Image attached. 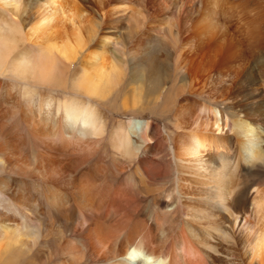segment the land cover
Returning a JSON list of instances; mask_svg holds the SVG:
<instances>
[{
	"label": "bare ground",
	"instance_id": "1",
	"mask_svg": "<svg viewBox=\"0 0 264 264\" xmlns=\"http://www.w3.org/2000/svg\"><path fill=\"white\" fill-rule=\"evenodd\" d=\"M42 1L55 13L31 20V0H0V264H264V187L244 173L264 160L261 102L233 121L187 103L175 124L188 131L162 133L140 98L160 68L121 64L109 8L84 5L83 28L78 0L67 19ZM224 34L204 41L232 49ZM248 69L239 84L254 87Z\"/></svg>",
	"mask_w": 264,
	"mask_h": 264
},
{
	"label": "rangeland",
	"instance_id": "2",
	"mask_svg": "<svg viewBox=\"0 0 264 264\" xmlns=\"http://www.w3.org/2000/svg\"><path fill=\"white\" fill-rule=\"evenodd\" d=\"M40 1L31 0L29 6L31 20L40 18L42 13L48 10L51 14L55 13L50 11L47 3ZM83 1H77L80 7L83 5L79 13L83 28L86 20L94 16V13L88 11L85 6L92 5L96 12L109 8V24L113 25L107 26L113 34V43H110V47L113 52H118L115 55L121 54L125 58L121 63L124 65L125 62V68L142 64L143 78L147 73L148 78L155 70L154 68L145 70L149 63L151 67L160 68L157 74L153 75L155 81L147 82L145 78L143 79L140 98H143L141 118L149 119L162 133L166 132L172 137L178 131L183 133L188 131L187 127H178L175 124L178 108L187 103L192 105L196 102L197 108L201 105L221 108L229 121H233L238 114L248 116L247 107L253 102L259 104L261 102L260 107L264 112V95L255 97L254 94L259 91L264 93V60L260 61L261 66L257 64V56L264 57V0ZM105 2L106 4L102 6L101 4ZM61 3L66 8L63 6L59 14L64 19L72 17V10L68 6L71 1L61 0ZM53 4L56 5L53 2L49 6H54ZM127 5L141 13L136 20L139 26L134 23L130 26L133 14H130V9L127 8L129 12L126 10ZM123 6L124 10L117 11ZM34 8H37L38 12ZM203 12L205 14L202 15ZM118 21L119 23H116ZM210 24H213L216 30L211 29ZM115 25H118L117 28ZM206 26H210V29L207 30ZM96 28L98 31L105 30L103 25ZM115 29L117 33H114ZM225 29L228 33L234 34L236 45L234 44L232 49L222 47L214 50L212 41H204L205 37L211 34L218 42L223 43L229 39L224 34ZM126 33L131 35L130 39L126 37ZM138 43H143L140 47L143 51V63H137L135 47ZM96 48L100 49L99 46ZM155 57L160 59L156 60ZM248 66L256 74H261L259 83L257 82L254 87L247 83L248 81L242 83V86L239 84L241 83L239 77L246 79L249 75ZM244 173L248 179L249 190L253 186L264 187V160L254 167L246 168ZM170 175L171 183L173 173ZM247 191L248 188L239 194L238 199L244 198ZM247 218L252 220L251 217Z\"/></svg>",
	"mask_w": 264,
	"mask_h": 264
},
{
	"label": "clouds",
	"instance_id": "3",
	"mask_svg": "<svg viewBox=\"0 0 264 264\" xmlns=\"http://www.w3.org/2000/svg\"><path fill=\"white\" fill-rule=\"evenodd\" d=\"M161 264H163V261L161 262Z\"/></svg>",
	"mask_w": 264,
	"mask_h": 264
}]
</instances>
